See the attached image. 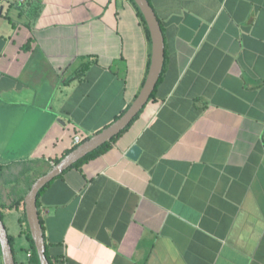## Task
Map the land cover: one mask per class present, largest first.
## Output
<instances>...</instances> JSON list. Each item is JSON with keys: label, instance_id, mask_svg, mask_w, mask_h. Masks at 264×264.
<instances>
[{"label": "crops", "instance_id": "obj_1", "mask_svg": "<svg viewBox=\"0 0 264 264\" xmlns=\"http://www.w3.org/2000/svg\"><path fill=\"white\" fill-rule=\"evenodd\" d=\"M148 2L164 38L154 97L41 195L47 256L264 264V0ZM150 54L132 0H0V157H19L0 167L47 173L76 131L128 109Z\"/></svg>", "mask_w": 264, "mask_h": 264}, {"label": "water", "instance_id": "obj_2", "mask_svg": "<svg viewBox=\"0 0 264 264\" xmlns=\"http://www.w3.org/2000/svg\"><path fill=\"white\" fill-rule=\"evenodd\" d=\"M133 2L145 21L151 44L150 63L146 79L140 92L121 117L105 129L89 137L73 151L61 158L47 173L38 177L33 182L27 194L23 197L24 214L39 264H49V262L45 255L46 245L36 204L38 192L75 163L94 152L105 143L111 142L115 136L124 131L150 101V97L161 76L164 63V38L159 21L148 0H133ZM135 152L136 148H133L129 156L133 158ZM0 253L3 264H15L8 234L1 219Z\"/></svg>", "mask_w": 264, "mask_h": 264}, {"label": "rangeland", "instance_id": "obj_3", "mask_svg": "<svg viewBox=\"0 0 264 264\" xmlns=\"http://www.w3.org/2000/svg\"><path fill=\"white\" fill-rule=\"evenodd\" d=\"M13 143L10 152L13 151ZM18 151V148L14 149ZM18 156H3L1 160H13ZM29 165V164H26ZM27 167V166H24ZM38 173H27L23 170V165H12L10 167H0V210L3 214V222L7 234L15 237L14 249H27L30 242L25 238V230L28 232L25 214L22 208L14 209V203L20 197H24L29 191L33 182L37 179ZM12 207V208H11ZM20 231H22L20 233ZM20 233V234H19ZM24 256V254H22ZM0 263H2L0 253Z\"/></svg>", "mask_w": 264, "mask_h": 264}, {"label": "trees", "instance_id": "obj_4", "mask_svg": "<svg viewBox=\"0 0 264 264\" xmlns=\"http://www.w3.org/2000/svg\"><path fill=\"white\" fill-rule=\"evenodd\" d=\"M132 2H133V0H132ZM133 4H134V2H133ZM134 5H135V4H134ZM136 9H137V11H138V14H139V16H140V19H141V21H142V23H143V25H144V27H145V30H146L147 36H148V38H149V33H148V30H147V26H146V24H145V21H144V19H143L141 13L139 12V10H138L137 7H136ZM160 27H161V26H160ZM160 79H161V76H160V78H159V81H160ZM154 92H155V90H154ZM154 92L152 93L150 99H152V98L154 97ZM123 113H124V112H123ZM123 113H122L119 117H121V116L123 115ZM119 117H118V118H119ZM118 118H117V119H118ZM136 118H137V116L135 117V119H136ZM130 125H131V124H130ZM130 125H129V126H130ZM129 126H128L124 131H122L119 135L115 136V137L111 140V142L115 141L119 136H121V135H122V134H123L128 128H129ZM75 136L80 137L81 135L76 131V132H75ZM80 138H81V137H80ZM85 140H87V139H86V138L83 139L78 145H75L70 151H67V152H66V155L69 154L71 151H73L77 146H79V145H80L81 143H83ZM111 142H109V143H111ZM109 143H105L104 145H102L100 148H98V149L95 150L94 152L88 154V155L85 156L83 159H81L80 161H78L77 163H75L73 166H71L68 170H70V169H72V168H77V167L79 168L83 163H85L86 161H88V160L91 159L92 157L96 156L97 154H100L103 150L107 149L108 146H109ZM59 161H60V159H55V161H54V165L57 164ZM24 172H26V171H24ZM59 177H60V176H59ZM59 177H57V178H59ZM57 178H55V179H57ZM52 182H53V181H51L50 183H48L44 188H42V189L38 192L37 203H36V204H37V208H38V201H39V198H40L41 195L45 192V190L48 188V186H50V184H51ZM14 204H15V205H14V209H18V208L20 207V208H22V210H24L23 197H20L19 199H17V200L15 201ZM11 208H12V207H11ZM0 219H1L2 222H3V214H2V212H1V210H0ZM39 219H40V218H39ZM25 222H26V220H25ZM3 223H4V222H3ZM40 224H41V226H42L41 220H40ZM23 233L25 234V238L30 242V245H29V248H27V249H24V250L20 249V250H19V251L21 252V254H24L22 260H25L27 264H39V260H38V257H37L36 251H35L34 244H33L32 240H31V237H30V234H29V230H28V232L25 230V232H23ZM8 239H9V241H10V246H11V249H12L14 262H15V264H19V263H18V259H17V256H18L17 254H18V252L14 249V246H15V237H13V236H11V235L8 234ZM28 254L30 255L29 257H28ZM45 255H46L47 259H48L49 264H51V262H50V260H49V258H48V256H47V252H45Z\"/></svg>", "mask_w": 264, "mask_h": 264}, {"label": "built area", "instance_id": "obj_5", "mask_svg": "<svg viewBox=\"0 0 264 264\" xmlns=\"http://www.w3.org/2000/svg\"><path fill=\"white\" fill-rule=\"evenodd\" d=\"M20 1H22V0H20ZM17 2H19V0H17ZM80 142H81L80 137H75V139H74V143H75V145H78ZM29 256H30V255L28 254V257H29Z\"/></svg>", "mask_w": 264, "mask_h": 264}]
</instances>
